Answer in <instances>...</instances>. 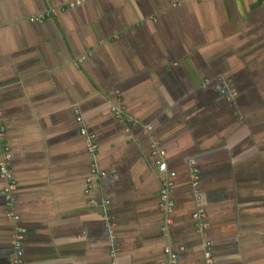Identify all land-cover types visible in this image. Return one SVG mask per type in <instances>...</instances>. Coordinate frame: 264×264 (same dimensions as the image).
Instances as JSON below:
<instances>
[{"label": "crops", "instance_id": "0c3cea01", "mask_svg": "<svg viewBox=\"0 0 264 264\" xmlns=\"http://www.w3.org/2000/svg\"><path fill=\"white\" fill-rule=\"evenodd\" d=\"M75 1L0 0V122L22 217L12 219L0 175V264H13L20 227L26 264H161L166 246L178 264H208V244L213 264H264V6L62 9ZM119 101L129 122L112 113ZM81 128L96 135V157ZM160 159L177 174L166 234Z\"/></svg>", "mask_w": 264, "mask_h": 264}, {"label": "built area", "instance_id": "2783aa9c", "mask_svg": "<svg viewBox=\"0 0 264 264\" xmlns=\"http://www.w3.org/2000/svg\"><path fill=\"white\" fill-rule=\"evenodd\" d=\"M85 0H76L75 2L64 6L62 9L66 10L67 8H73L82 4ZM262 6H264V0H259ZM56 15L55 10H49L43 14H39L33 21L42 22L44 19L52 17ZM84 56H80L77 59V63L82 62ZM112 113L119 119H123L126 122L130 121L128 114L126 113V107L119 101L114 106H112ZM3 114L2 106L0 103V118ZM75 120L77 122H81V117L79 115V111L77 109L74 110ZM151 129V128H150ZM80 134L85 137L87 150L92 156L96 157L100 150V144L97 142L96 135L88 133L85 128L80 129ZM6 128L0 122V175L5 180L4 193H5V204L10 210V215L14 221L18 224H21L22 217L15 210V203L17 199V186L18 182L14 177L12 172V161H13V152L10 145L6 142ZM158 152V151H157ZM160 155H163L164 152H158ZM193 163V162H192ZM158 170L160 172V180H161V191L159 193L160 200V209L163 210L165 214L164 225L161 227V232L166 234L169 228L173 224L172 213L174 210V199L172 198V189H173V179L176 177L175 171H170L168 165L165 161L159 160L157 163ZM91 174L96 176L99 179H105L107 177V173L102 171L97 163H93L91 167ZM195 183H197V175H195ZM86 192H89L87 190ZM90 203L92 205L98 204L96 200H91ZM111 202L109 200H105L104 204L109 205ZM194 219L200 224L202 229L208 227V223L206 222V212L202 208H198L193 213ZM28 230L24 227H20L17 233L13 238V264H26L25 262V239L27 236ZM205 253V258L208 260L209 264L213 263L212 253L209 249ZM183 250V248H182ZM165 253L168 255V259L162 261L161 264H178V253L171 249L169 246L165 247Z\"/></svg>", "mask_w": 264, "mask_h": 264}, {"label": "bare ground", "instance_id": "6f19581e", "mask_svg": "<svg viewBox=\"0 0 264 264\" xmlns=\"http://www.w3.org/2000/svg\"><path fill=\"white\" fill-rule=\"evenodd\" d=\"M203 209V208H202ZM180 249H182V248H180ZM212 253V252H211ZM207 263L209 264V262H208V260H207ZM213 264V263H212Z\"/></svg>", "mask_w": 264, "mask_h": 264}]
</instances>
